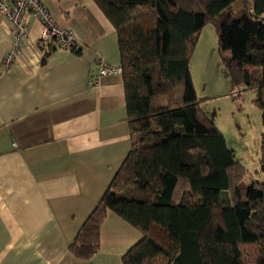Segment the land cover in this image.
<instances>
[{"label": "trees", "instance_id": "obj_1", "mask_svg": "<svg viewBox=\"0 0 264 264\" xmlns=\"http://www.w3.org/2000/svg\"><path fill=\"white\" fill-rule=\"evenodd\" d=\"M117 37L131 146L68 250L88 260L112 212L140 239L122 264H264V178L244 183L190 72L213 22L226 76L256 90L264 127V0H93ZM79 52L80 49L73 50ZM153 136L151 144L141 137ZM259 168L264 173V133ZM136 187L143 198L118 195Z\"/></svg>", "mask_w": 264, "mask_h": 264}, {"label": "crops", "instance_id": "obj_2", "mask_svg": "<svg viewBox=\"0 0 264 264\" xmlns=\"http://www.w3.org/2000/svg\"><path fill=\"white\" fill-rule=\"evenodd\" d=\"M42 1L80 51L40 42L41 23L26 14V45L4 70L13 42L0 13V264H122L141 234L112 212L90 259L68 250L131 146L122 74L88 86L101 61L120 66L116 32L93 0ZM112 190L144 197L136 187Z\"/></svg>", "mask_w": 264, "mask_h": 264}, {"label": "rangeland", "instance_id": "obj_3", "mask_svg": "<svg viewBox=\"0 0 264 264\" xmlns=\"http://www.w3.org/2000/svg\"><path fill=\"white\" fill-rule=\"evenodd\" d=\"M243 7V2L238 0L229 11L236 14ZM190 72L204 111L222 132L234 159L244 170L243 182L263 179L259 162L264 127L261 111L255 102L256 90L242 84L233 85L226 76L218 50L216 27L211 21L200 31L190 60Z\"/></svg>", "mask_w": 264, "mask_h": 264}, {"label": "built area", "instance_id": "obj_4", "mask_svg": "<svg viewBox=\"0 0 264 264\" xmlns=\"http://www.w3.org/2000/svg\"><path fill=\"white\" fill-rule=\"evenodd\" d=\"M0 13L10 24L13 42L11 49L1 61V67L4 70H8L21 56L26 45L28 35V25L24 19L26 14L32 15L41 23L40 42L72 51L78 47L74 33L55 21L42 0H0ZM116 73H121L120 67L101 61L97 74L89 77L88 86L97 85L99 78L103 75Z\"/></svg>", "mask_w": 264, "mask_h": 264}]
</instances>
